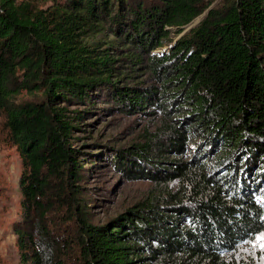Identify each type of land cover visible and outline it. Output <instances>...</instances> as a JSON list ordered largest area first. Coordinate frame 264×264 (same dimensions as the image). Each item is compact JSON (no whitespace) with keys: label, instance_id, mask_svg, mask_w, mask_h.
I'll list each match as a JSON object with an SVG mask.
<instances>
[{"label":"trees","instance_id":"16d2710c","mask_svg":"<svg viewBox=\"0 0 264 264\" xmlns=\"http://www.w3.org/2000/svg\"><path fill=\"white\" fill-rule=\"evenodd\" d=\"M211 2L0 0V115L22 165L19 264H228L264 230V0ZM119 61L151 83L119 81ZM100 91L120 112H159L117 164L179 186L94 224L77 184L88 153L72 143L89 110L69 105L91 107Z\"/></svg>","mask_w":264,"mask_h":264},{"label":"rangeland","instance_id":"374dc122","mask_svg":"<svg viewBox=\"0 0 264 264\" xmlns=\"http://www.w3.org/2000/svg\"><path fill=\"white\" fill-rule=\"evenodd\" d=\"M219 1L212 0L210 7ZM203 14L186 25L182 32L196 25ZM171 35H174L173 32ZM162 50L167 51L168 45L157 49ZM116 65L117 79L122 83H151L146 68L133 71L131 65L124 61ZM93 97L92 108L88 104H70L69 109L89 110L83 112L72 143L75 148L88 153L80 154L84 170L81 180L77 182L81 186L80 198H83L85 205V217L94 224H101L145 200L166 199V193H173L179 184L173 181L155 183L141 177L137 169L130 172L125 166L121 168L114 158L116 152L129 155L131 146L158 125L159 112L146 109L148 112L145 113H123L113 102L102 98L101 91ZM2 123L3 117L0 115V264H19L13 223L21 214L18 178L22 165L15 146L5 138L6 130ZM130 157L131 160H138ZM161 186H166L167 191ZM224 256L228 264H264V230L235 246Z\"/></svg>","mask_w":264,"mask_h":264}]
</instances>
